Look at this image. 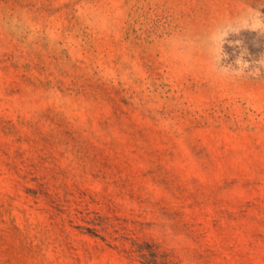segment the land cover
I'll return each mask as SVG.
<instances>
[{"label":"rangeland","instance_id":"rangeland-1","mask_svg":"<svg viewBox=\"0 0 264 264\" xmlns=\"http://www.w3.org/2000/svg\"><path fill=\"white\" fill-rule=\"evenodd\" d=\"M0 264H264V0H0Z\"/></svg>","mask_w":264,"mask_h":264}]
</instances>
